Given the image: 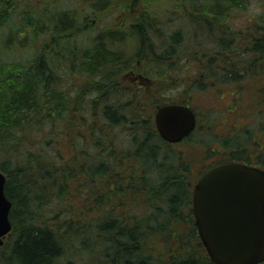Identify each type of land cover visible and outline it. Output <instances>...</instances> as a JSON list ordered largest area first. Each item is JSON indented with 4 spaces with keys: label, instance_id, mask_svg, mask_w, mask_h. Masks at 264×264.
Instances as JSON below:
<instances>
[{
    "label": "trees",
    "instance_id": "1",
    "mask_svg": "<svg viewBox=\"0 0 264 264\" xmlns=\"http://www.w3.org/2000/svg\"><path fill=\"white\" fill-rule=\"evenodd\" d=\"M128 1L132 7L139 3ZM105 2L97 1L94 8H103ZM155 2L142 0L144 8L133 15V21H126L136 46L132 56L117 49L126 33L115 27L99 30L85 49L71 43L78 30L85 29L79 13L65 9L38 24L29 18L26 22L32 25L33 35L46 33L57 41L56 47L47 46V51L26 63L0 62V170L6 176L5 195L12 202V229L0 248V264H63L64 242L71 243L70 236L76 234L93 233L109 243L100 251V264H215L189 213L192 190L181 176L188 166L181 153L163 149L169 143L155 128L147 96L121 87L119 78L137 58H143L174 83V72L187 53L185 58L195 69L190 79L196 89L237 83L232 102L241 97L246 104L252 95L257 98L253 127L244 129V142L237 135L229 136L231 142L226 141L228 136H220L217 143L222 142L223 148L217 150L228 160L264 168V151L258 152L264 150V13L253 28L236 29L226 21L228 15L251 0H163L161 7H157L161 2ZM167 4L171 5L168 12L179 8L178 20L190 23L189 31L181 23L166 27L167 13L160 11ZM3 10L0 15L6 19L9 14ZM58 56L69 71L77 67L79 74L101 85L92 87L95 96L85 106H76L67 89L59 86V70L64 67L54 66ZM182 83L192 84L186 79ZM148 99L154 106L188 103L181 97L169 101L164 95ZM209 119L203 126L198 117L189 136L211 129ZM94 179L104 188L93 187ZM69 182L76 184V191L83 187L79 194L105 193L111 210L97 212L87 222L72 215L58 216L57 209H52V215L41 211L58 206L56 201L72 193ZM135 204L153 209L128 208Z\"/></svg>",
    "mask_w": 264,
    "mask_h": 264
},
{
    "label": "rangeland",
    "instance_id": "2",
    "mask_svg": "<svg viewBox=\"0 0 264 264\" xmlns=\"http://www.w3.org/2000/svg\"><path fill=\"white\" fill-rule=\"evenodd\" d=\"M97 1L101 0H0V11L3 10L2 4L6 3V9L4 10L8 12L7 16L9 14V17L6 19L0 15V62L20 61L26 63L28 60L34 58L38 52L42 54L47 51V46L56 47L57 41L50 40L46 33L38 36L33 35L32 25H26V22H28L29 18L30 21L37 22L38 24L42 20H45L47 16L53 17L55 13L65 9L76 10L79 13L81 26L85 29L81 32L78 30L77 37L73 38L71 43H77L79 48L85 49L90 45L91 37L99 30L115 27L126 33L124 42H120L117 49L124 51L128 56H132L136 46L132 44L130 33H127L128 25L126 21H133V15H136L139 9L144 8L142 0H139V3H136L133 7L130 6L128 0H107L103 8L96 10L94 6H98L95 5ZM155 1V4L161 2L157 7L162 6L163 0ZM170 7L171 5H164L163 10L160 11L167 13L163 17L169 23L166 27L182 24L178 20V13H175L178 12L179 8H171L172 10L168 12V8ZM261 13H264V1L251 0L247 7L236 9L228 15L226 21L236 29H250L249 27L257 23V20H259L258 16ZM181 26L187 31L191 28L190 23L188 25L182 24ZM38 46L42 47L41 50H39ZM185 54L187 53H183V57L179 62L178 70L174 72V75L177 77L174 83L172 80L167 81L164 76L165 74L158 73L157 67L150 64L149 60L137 58L133 68L127 69L120 76L119 84L133 93L139 91L141 95L147 96V105H149V108L153 112L156 106L151 105V101L149 102L148 99L149 96L164 95L169 101L180 97L187 99V102L191 103L190 105L197 112L198 117L201 118L203 126L206 119L211 118L207 122H210L211 129L205 128L202 133L194 132L193 135L182 141L163 146V149H173L175 153H181L184 164L188 166L186 171H182L181 176L186 182L192 183L196 181L204 169L216 164L225 157V155L217 150L218 148H223L222 142L217 143L219 138L222 137L223 139L228 136L226 141L231 142L232 139L229 136L237 135L236 137L239 141H245L244 129L253 127L251 118L256 109L254 102L257 101V98L252 95L253 99L246 104L244 103L245 100L241 97L232 102V91L238 85L237 83L223 82L216 88H210L206 91L196 89L193 86L195 82L190 79L195 69L189 63L188 57L185 58ZM56 62L54 66H63L64 59L59 57ZM63 67L65 69L59 70V74L62 76V84L59 86L67 89L69 95L76 101V106H85L87 99L95 96L92 87L101 85L97 81H92L89 78L87 79L86 76L79 74L80 71L77 67H73L71 71L66 66ZM137 76L141 77L137 78ZM184 79L192 84L184 85L182 83ZM138 86H144L145 89L138 88ZM256 133L258 134V132ZM252 139L253 136H251L249 141H252ZM64 145L62 143L60 146L66 150ZM263 151L262 149L258 150L259 153ZM63 153L68 155L69 151ZM94 181L93 187L97 185L98 190L104 188L99 183L96 184L97 179H94ZM69 183H71L69 189L72 193L69 192L66 197L56 201L54 205L58 206L40 210L47 215H52L55 212L52 209H57L58 216L72 215L75 218L79 217L85 222L90 221L89 216H95L98 214L97 212L108 214L111 210L110 199H107L108 196H105V193L102 196L96 194L94 197L92 194L91 196H87L86 193L79 194V190L83 187L79 185V190L76 191V184L74 182ZM85 190H87L86 187ZM96 199L97 201H95ZM128 208L131 210L137 209L142 212H151L153 209L151 207L148 209L146 205L144 207L136 206V204L134 207ZM185 228L187 229L185 234H189L188 227L185 226ZM70 238L71 243L64 242V254L61 258L63 264H66L67 261H71L70 264H100L102 259L100 255L102 252L100 251H103L109 244L107 241H101V235L94 233L76 234L70 236ZM7 241L8 236L4 238V243L0 248H3L2 246L7 244ZM155 245H157L156 242L153 243V246ZM151 249L152 251L154 250L153 247ZM157 249L158 246L156 247ZM108 253L113 255L112 249H109Z\"/></svg>",
    "mask_w": 264,
    "mask_h": 264
},
{
    "label": "water",
    "instance_id": "3",
    "mask_svg": "<svg viewBox=\"0 0 264 264\" xmlns=\"http://www.w3.org/2000/svg\"><path fill=\"white\" fill-rule=\"evenodd\" d=\"M153 119L168 143L181 141L197 124L193 108L178 102L157 105ZM5 182L0 170V246L12 229ZM192 211L201 243L215 264L264 261L263 168L234 161L209 168L194 184Z\"/></svg>",
    "mask_w": 264,
    "mask_h": 264
},
{
    "label": "flooded vegetation",
    "instance_id": "4",
    "mask_svg": "<svg viewBox=\"0 0 264 264\" xmlns=\"http://www.w3.org/2000/svg\"><path fill=\"white\" fill-rule=\"evenodd\" d=\"M138 75H139V73H138ZM139 77H141V76H137V78H139ZM138 88L145 89L144 86H138ZM186 104H189V103H186ZM189 105H190V104H189ZM190 106H191V105H190ZM192 108H193V106H192ZM193 109H194V108H193ZM195 114H196V117H197V119H198V115H197L196 112H195ZM232 161H234V162H243V163H247V162H245V161H243V160H238V159H234V160L231 159V160H228V159H226V157H223V158L221 159V161H219V162H217L216 164L211 165L210 167L204 169L203 172L200 174V176H201L203 173H205L209 168H211V167H213V166H215V165H217V164L224 163V162H232ZM247 164L255 165V164H253V163H247ZM255 166H257V165H255ZM200 176H199V177H200ZM199 177H198V178H199ZM198 178H197V179H198ZM197 179H196V181H197ZM196 181H195V182H196ZM195 182H192V183L188 182V184L190 185V188H191L192 191H193V187H194ZM189 208H191V210H189V213H190L191 217H192V218L194 219V221H195V218H194V215H193V211H192V199H191V205H189Z\"/></svg>",
    "mask_w": 264,
    "mask_h": 264
}]
</instances>
